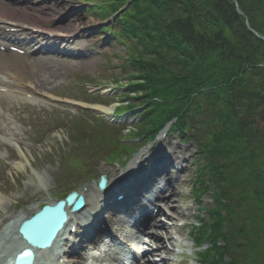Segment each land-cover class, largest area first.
<instances>
[{
    "label": "trees",
    "instance_id": "trees-1",
    "mask_svg": "<svg viewBox=\"0 0 264 264\" xmlns=\"http://www.w3.org/2000/svg\"><path fill=\"white\" fill-rule=\"evenodd\" d=\"M97 1L106 4L93 10L108 14L127 0ZM235 1L264 37V0ZM245 16L232 0H130L122 14L121 30L136 45L125 70L139 81L129 88L140 93L136 105L148 104L140 134L173 117L179 128L192 119L206 127L190 125L218 190L210 221L197 231L199 246L213 242L202 264H264V41ZM190 105L194 115L185 119ZM107 131L112 137L95 133L114 154L118 131Z\"/></svg>",
    "mask_w": 264,
    "mask_h": 264
},
{
    "label": "rangeland",
    "instance_id": "rangeland-1",
    "mask_svg": "<svg viewBox=\"0 0 264 264\" xmlns=\"http://www.w3.org/2000/svg\"><path fill=\"white\" fill-rule=\"evenodd\" d=\"M4 1L1 0V2ZM21 2H23L22 6L36 8L33 16L36 19L40 18L39 24L45 29L42 35L49 29L68 27L75 20L84 23V25L77 31L79 33L74 32L71 38L67 37L62 41H57L54 37H51L50 41H46L47 39H43V37L37 38L51 51L40 50L42 54H32L29 57L17 55L16 57L14 54L0 53V62H5L11 73H15L16 69L21 71L20 81L8 79L12 82L11 86L18 88L20 93L30 92L33 86L31 84L36 86L35 100L21 99L17 101L12 97H0L1 133L8 137L6 143L0 141V222L4 218L7 219L1 223V230H4L6 224H11L10 221H13L19 214L32 208L33 204L37 203L39 206L43 202L49 203L71 187H74L78 192L90 190L93 186L98 188L99 175L104 174L102 170H106L109 173L107 177L110 178L113 171L124 169L136 156L134 154L128 160L121 159L119 162L123 163L122 166L118 162H97L89 175L66 173L65 177L72 179L71 184L67 185L68 188L64 185L65 177H61L60 181L57 180L61 166L65 165L64 159L68 158L64 157L65 154L74 148V144L72 145L69 141L68 134L71 131H79V134L85 133L84 128L71 123L70 120L65 123L66 113H59L64 120L60 121L56 117L55 110L70 112L71 107L58 104V100H67L84 106L89 104L113 105L112 113L116 112L118 108L125 107L123 105L126 102L122 103V100L136 101L131 98L121 99L123 96L114 97L124 93L127 84L131 83V81L125 80L126 77L121 72L120 65L123 57L127 58L132 52L135 54L136 50L132 44L126 48L113 41V35H110V31L107 32L104 28L105 23L100 22L92 13L90 14L89 8H87L88 4L84 0H69V3H66L68 0H21ZM57 12H61V14L58 18H54V14ZM66 43L81 46L83 52L79 55L62 52L61 49L66 46ZM48 44H50L49 47ZM94 46L95 48H93ZM32 47L33 45L30 48L32 49ZM91 48L97 51L95 52L97 55L89 56ZM136 81L139 80L135 79L134 82ZM97 95H101L102 99H95L94 96ZM70 110L71 114H75L77 109ZM136 113V111L125 113L121 116L120 121L127 123L128 127H133L137 122ZM89 114L94 115L89 116L93 126L96 124V117H102L105 120V115L102 113L89 112ZM77 115L79 119H83V115L78 112ZM196 117L199 118V115ZM199 121L206 129L204 121ZM190 122L189 127L183 132L179 129L170 132L169 126L165 127L152 141L139 149L144 151L150 146H157L158 141H161L159 145H163L166 150H171L176 144L179 154L183 155L185 149L189 148L191 159L195 156L196 159L191 160L195 170L190 171V182L182 188L183 194L189 195V197L180 202L177 210H181L184 215L188 214L189 216L186 220H181V223L185 222L188 226L183 234L186 231H189L190 234L193 225H196V228L200 226L202 218L209 219L208 211L213 205L210 192L205 193L199 201L193 199V194H190L195 181L204 178L199 174L203 170V154L198 150L200 145L195 136L198 128L190 126L195 124L194 121ZM206 132L205 135H207ZM170 137L167 145V140ZM184 137L188 140H185ZM19 160L23 164L22 168L15 167ZM177 165L179 164L177 163ZM173 172L175 173V170ZM222 213L224 214V211ZM112 214L114 215L116 212L111 211V214L105 215L112 216ZM193 215L194 218H192ZM159 217L161 221H165L162 215ZM211 244L213 245V242L208 240L198 249L191 248V240L183 237L179 244L180 247L176 248V251L183 252V256L175 257L178 261L183 260V263L175 262L173 254L168 255L167 258L174 259V264H198L197 261L201 259L199 252L203 250L213 252ZM216 244L222 245V240L218 239ZM166 245L168 246L167 243ZM90 252V249L86 248L83 256L75 257L73 260L78 264H103L98 257H90ZM40 255L42 264H57V260L52 259L51 254L42 253Z\"/></svg>",
    "mask_w": 264,
    "mask_h": 264
},
{
    "label": "bare ground",
    "instance_id": "bare-ground-1",
    "mask_svg": "<svg viewBox=\"0 0 264 264\" xmlns=\"http://www.w3.org/2000/svg\"><path fill=\"white\" fill-rule=\"evenodd\" d=\"M66 3H69V0ZM22 4L23 2H21V0L0 1V41L7 39L10 41L8 45L15 46V44H19L21 40L17 36L20 35V33L24 35L22 40H31L40 37H44L45 39L59 34H62V36L71 35L79 29H82L81 27L84 25V23L75 20L68 27L66 26L54 30L49 29L42 35V32L45 29L39 24L40 18L36 19L33 16V12L36 8L22 6ZM238 12L241 14V11ZM60 14L61 12H57V14H54V18H58ZM39 29H41V31H39ZM31 43H39L38 46L35 45V47H33L34 52L39 51L45 46L44 44H40L37 39L32 40ZM1 44L2 43H0V45ZM69 50L71 52H77L79 47H74ZM21 75L20 69H16L15 73H11L5 62H0V88L4 82L3 76L14 81H20ZM5 85L11 86L12 84L6 82ZM31 85H33L31 92H35L36 86L34 84ZM1 92L0 89V94ZM86 106L92 111L95 110L103 114L111 113L113 110V105L89 104ZM193 110L192 105L188 106L185 110L184 118L188 119L187 117L190 114V111ZM176 120L177 117H173L170 122L176 123ZM191 121H194L196 126L200 124V121H195L193 119ZM188 127L189 124H186L185 128ZM0 131H2L1 120ZM199 138L201 139V136H199ZM170 139L171 137L167 140V145L169 144ZM160 142L161 141H158V145L155 147H148L144 150L145 152L139 150L135 153V158L132 159L124 169L113 171L110 178L106 177L107 175L109 176V173L106 170H102L105 175L103 174L99 177L98 188L93 186L90 190L78 192L84 196L85 202H82L77 210L73 209L75 203L67 204V196L63 193L60 194L58 199L61 202H64L62 209L65 212L67 220L62 230L57 234L52 245L45 250L36 251V254L48 251L50 253L52 252L53 256L57 255V252L59 253V251L55 249L54 244L72 221H79L82 217H85V223L79 228L80 234L76 235V242L71 243L67 250H69V253L70 251L75 252L77 249L83 245L86 246L87 244H94L95 248L100 250L99 247L101 246V242L110 244L112 240L115 241L116 239L117 233H110L111 230H106V227L109 228V226H106L102 220V218L104 219L107 217L111 218V221H122L123 217L120 215H117L118 217H116L117 213L114 215L112 214V216L105 215L109 213L111 214V211L113 210L109 206H116L118 211L140 230L135 238L129 233H126L125 235L126 243L132 249L131 254L133 256L131 264H161L162 262L165 264H174V259H168L167 256L172 254L174 258L176 256H181L180 251H176V248L180 247L179 244L181 239L185 237L193 242L188 231L183 234L185 228L188 227L187 224L185 222L181 223V220H186L189 216L188 214L184 215L181 210H177L179 209L180 202L189 197V195L183 194L182 188L190 182V171L195 170L194 164H192L191 160L194 161L196 158L193 156V159H191L192 156L190 155L189 148H186L183 155H181L178 152L176 144L171 150H166L163 145H159ZM202 154L203 165L206 166L207 159L204 157L205 153L202 152ZM102 158L107 159L106 157ZM177 163L179 165H177ZM76 164V161L72 157H69V159L65 161V165L60 168L57 180L60 181L61 177H65V173L70 172L72 166H75V169H77L78 167H76ZM118 164L122 166V163ZM15 167H23L21 160L16 162ZM173 170H175V173ZM102 177L104 178V184L100 186ZM65 178L64 185L67 187V185L71 184L72 179L71 177ZM99 187L106 189L108 194L110 193L112 197L109 198L108 195L103 197V192L100 190L104 189H99ZM207 190H212L213 195L218 196V190L215 187L209 186L207 187ZM67 191L72 193L75 190L67 189ZM115 193H118L121 197L117 199L114 195ZM109 199L113 202H107ZM52 200H57V198ZM45 203L49 204L48 202H43L39 206L42 207ZM39 206L35 203L28 211L23 209V211L26 212H22L15 217L13 221H10L12 222L11 224H6L4 230H1V223H3V221L5 222L7 219L4 218L2 222H0V234H2V236H0V247L3 245V247L13 246L15 248L12 251L13 254L8 255L12 262L19 249L23 247H31L23 242L22 238L20 239L17 230L23 222L28 220L29 215H32ZM159 215H162L165 221H161ZM192 218H194V215ZM122 227L123 225L120 223L119 228ZM121 234L122 233H120V235ZM106 238L108 239L106 240ZM122 250L124 251V248H122ZM74 256L77 258L79 255L76 254ZM3 260L4 258L0 259V263ZM181 261L182 260L178 261L175 258V262L180 263ZM42 263L43 261H39L36 258L33 262V264ZM70 263L78 264L74 260H70Z\"/></svg>",
    "mask_w": 264,
    "mask_h": 264
},
{
    "label": "water",
    "instance_id": "water-1",
    "mask_svg": "<svg viewBox=\"0 0 264 264\" xmlns=\"http://www.w3.org/2000/svg\"><path fill=\"white\" fill-rule=\"evenodd\" d=\"M258 37L262 38L259 34ZM104 184V179H101L100 186ZM76 195L71 194L66 198V203L70 204L75 199ZM74 210L81 206L82 199H78L74 202ZM64 202H58L54 206H44L43 209L35 214L32 218L26 220L20 226V232L22 236L38 247H45L50 244L57 231L62 227L66 220L65 212L62 209ZM28 253L30 256H26ZM32 260V254L30 250H24L23 254L16 258L15 264H30Z\"/></svg>",
    "mask_w": 264,
    "mask_h": 264
}]
</instances>
